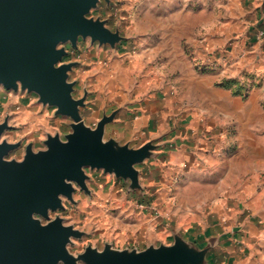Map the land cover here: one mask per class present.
I'll use <instances>...</instances> for the list:
<instances>
[{
	"label": "rangeland",
	"instance_id": "374dc122",
	"mask_svg": "<svg viewBox=\"0 0 264 264\" xmlns=\"http://www.w3.org/2000/svg\"><path fill=\"white\" fill-rule=\"evenodd\" d=\"M234 1L98 0L87 16L102 21L112 36L100 40L81 35L58 46L64 50L59 64L70 65L68 82L73 85V97L81 101L77 116L59 112L35 91L0 83V125H6L1 140L16 145L8 160H22L29 145L43 150L49 136L66 141L81 124L93 130L101 127L104 142L129 155L123 171L85 166L84 181H70L71 196L61 195L60 206L46 215L35 214L44 224L59 220L74 231L66 249L79 264H85L81 256L88 251L141 253L178 245L192 254L198 249V243L183 232V225L191 223L181 208L186 199L180 191L188 164L171 163L169 153L178 146L175 131L178 135L196 131L192 122L201 113L198 105L206 103L194 87L184 84L181 70L167 51L165 35L171 29L190 76L211 80L214 87L247 100L264 88V58L249 53L264 43V27L259 17L253 18L245 36L236 38L232 29L228 31L233 17L242 12ZM231 7L237 15L233 16ZM242 7L247 8L245 1ZM244 39L247 45L241 42ZM259 105L264 109V97ZM214 109L208 105L202 119L211 147L207 153L221 151L214 136L219 130L231 144L228 154H234L236 124ZM163 112L170 117L172 130L153 137L152 122L159 121L155 117L161 118ZM216 116L222 118L223 126L216 125ZM142 118H150L151 125L136 128L135 121ZM256 136L264 137V129ZM256 166L260 177L252 185L263 192L264 157ZM247 214L260 228L247 248L256 249V257L264 260V206L249 208ZM186 264H198L197 257Z\"/></svg>",
	"mask_w": 264,
	"mask_h": 264
},
{
	"label": "water",
	"instance_id": "95a60500",
	"mask_svg": "<svg viewBox=\"0 0 264 264\" xmlns=\"http://www.w3.org/2000/svg\"><path fill=\"white\" fill-rule=\"evenodd\" d=\"M98 0H0V83L7 88L35 91L40 100L59 112L77 116L81 101L72 95L69 64H59L64 41L79 36L107 40L112 36L104 23L87 16ZM6 125H0V141ZM67 144L58 135L46 140L48 151L36 154L32 145L22 163L6 156L15 144H0V264H76L66 249L74 231L54 220L42 227L36 213L46 215L71 196L70 181L83 182L84 167L125 170L129 155L118 152L103 139V130L79 125ZM46 147V148H47ZM189 246V245H188ZM192 246V245H190ZM182 246L141 253L88 251L85 264H186L197 257L206 264L205 250L194 253ZM185 250V251H182Z\"/></svg>",
	"mask_w": 264,
	"mask_h": 264
},
{
	"label": "crops",
	"instance_id": "0c3cea01",
	"mask_svg": "<svg viewBox=\"0 0 264 264\" xmlns=\"http://www.w3.org/2000/svg\"><path fill=\"white\" fill-rule=\"evenodd\" d=\"M244 1L247 8L242 7ZM234 4L241 5L242 9L241 16L233 17L234 20L228 25V31L232 29L236 38L245 36L244 31L249 29L253 18L259 17L260 24L264 27V12L260 15L261 8L264 11V0H235ZM230 10L233 16L237 15L235 7ZM170 30L165 35V43L173 65L181 70L180 76L184 84L194 87L206 103L198 105L201 113L197 112V121L189 122V126L191 122L196 126V131L190 134L186 130L184 133L180 132L181 135L175 131L174 138L177 139L178 146L169 153L171 163L188 164L185 183L180 190L186 199L185 206L182 205L181 208L186 213L185 219L191 221L183 225L186 226L184 235L187 239L196 241L199 250H205V258L209 264H264L261 257H256L255 248L254 251L247 248L252 243V236H259L260 228L255 225L254 218L252 221L248 214L245 216L249 208L260 210L264 206V191L261 192L252 185V182L259 180L257 171L260 169L256 165L264 157V137L256 136V132L264 129V109L259 105L264 97V88L254 91L247 100H242L228 91L214 87L211 80H198L196 75L190 76L189 67L181 58ZM241 42L247 45L246 39ZM249 53L254 57L264 58V43H259ZM210 104L217 113L224 114L227 120L236 124L234 142L237 150L234 154H228L227 149L231 144L219 130H216L214 136L221 151L216 155L207 153L211 147L205 139L207 135L202 119H205ZM155 118L159 121L152 122L149 130L151 136L169 134L173 125L168 114L163 112L161 118ZM221 119L216 116V125L223 126ZM140 125H151L150 118L135 121L136 128Z\"/></svg>",
	"mask_w": 264,
	"mask_h": 264
},
{
	"label": "clouds",
	"instance_id": "9594fccd",
	"mask_svg": "<svg viewBox=\"0 0 264 264\" xmlns=\"http://www.w3.org/2000/svg\"><path fill=\"white\" fill-rule=\"evenodd\" d=\"M12 143V141H9V144H11ZM62 143H65V144H67L68 143V141H64V142H62ZM0 144H2V141H0ZM49 149H48V147L47 148H44L42 151H44V152H47ZM41 151H39V152H37L36 154H38V153H40ZM11 161H13V160H8V161H5V162H11ZM17 163H22L24 160H15ZM32 218L34 219V220H36V218H35V216H34V213H33V215H32ZM40 223V225L42 226V227H46L47 225H49V224H44L43 222H39ZM62 227H64V228H66V226H62ZM71 256L73 257V258H75V254H71ZM58 264H64V261L63 260H61V261H59L58 262ZM76 264H79V261L77 260V262H76Z\"/></svg>",
	"mask_w": 264,
	"mask_h": 264
}]
</instances>
